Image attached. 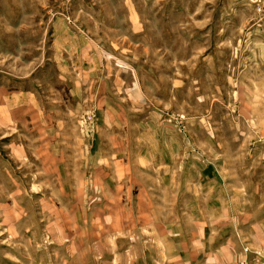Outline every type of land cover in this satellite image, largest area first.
<instances>
[{"label": "rangeland", "instance_id": "rangeland-1", "mask_svg": "<svg viewBox=\"0 0 264 264\" xmlns=\"http://www.w3.org/2000/svg\"><path fill=\"white\" fill-rule=\"evenodd\" d=\"M162 161L264 219V0H0V264H155Z\"/></svg>", "mask_w": 264, "mask_h": 264}, {"label": "crops", "instance_id": "crops-1", "mask_svg": "<svg viewBox=\"0 0 264 264\" xmlns=\"http://www.w3.org/2000/svg\"><path fill=\"white\" fill-rule=\"evenodd\" d=\"M137 155L146 162V151ZM166 165L165 161L158 164L166 169H161L155 179L170 181L171 187H159L161 193H158L155 185L151 193L161 197V204L155 200L153 205H145V210L149 208L155 213L148 226L153 228L152 232L148 231L152 234L148 241L155 245V264H169L168 260H172L170 264H237L243 258L248 264H264V219L252 220L246 208L238 207L230 199L222 200L221 189L212 193L195 185V178L191 177L194 172L185 175L186 188L180 189L175 182L177 173ZM207 174L201 175L202 182L212 180ZM150 189L144 195H151ZM182 194L187 198L178 201ZM163 196L171 199L163 204ZM173 212L182 214L171 216Z\"/></svg>", "mask_w": 264, "mask_h": 264}, {"label": "built area", "instance_id": "built-area-1", "mask_svg": "<svg viewBox=\"0 0 264 264\" xmlns=\"http://www.w3.org/2000/svg\"><path fill=\"white\" fill-rule=\"evenodd\" d=\"M237 264H248V260L246 258H243Z\"/></svg>", "mask_w": 264, "mask_h": 264}]
</instances>
